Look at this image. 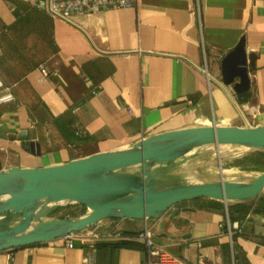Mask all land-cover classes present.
Returning <instances> with one entry per match:
<instances>
[{"label":"crops","instance_id":"0c3cea01","mask_svg":"<svg viewBox=\"0 0 264 264\" xmlns=\"http://www.w3.org/2000/svg\"><path fill=\"white\" fill-rule=\"evenodd\" d=\"M241 40L254 56L245 103L221 78ZM255 107L264 117V0H137L76 27L35 0H0V170L60 165L188 128L245 127ZM245 206L242 215L199 199L174 206V216L104 220L91 227L97 238L2 251L0 264H84L89 253L92 264H145L134 239L144 227L188 264H264V191Z\"/></svg>","mask_w":264,"mask_h":264},{"label":"water","instance_id":"95a60500","mask_svg":"<svg viewBox=\"0 0 264 264\" xmlns=\"http://www.w3.org/2000/svg\"><path fill=\"white\" fill-rule=\"evenodd\" d=\"M253 59L241 40L221 61L222 82L232 87L238 102L251 97L248 67ZM258 119L252 127L154 134L126 148L55 166L0 170V252L56 241L104 220L156 219L168 212L174 216V206L199 199L226 207L255 202L264 191V171L243 181H198L189 162L224 148L236 156L264 153V117ZM19 141L27 152L38 153L26 132ZM66 206H80L84 212L32 230L41 215Z\"/></svg>","mask_w":264,"mask_h":264},{"label":"built area","instance_id":"2783aa9c","mask_svg":"<svg viewBox=\"0 0 264 264\" xmlns=\"http://www.w3.org/2000/svg\"><path fill=\"white\" fill-rule=\"evenodd\" d=\"M137 0H35L36 6L44 10L51 18L59 20L72 27L77 26V20L80 18H88L106 10L129 9L136 5ZM43 77L50 74L49 69L41 65L39 67ZM5 100H10L6 98ZM260 108L255 107V113L248 117L247 126L258 125V114ZM233 231L239 232L238 223L231 225ZM96 228H88L78 233H71L61 239L66 248H73L77 239L87 240L97 238ZM229 231V234L232 233ZM118 237V234L115 235ZM134 239L143 246L146 256L145 264H188L172 254L158 241L156 234L152 228L144 227L141 231L134 235ZM94 260L93 254H86L84 264H92Z\"/></svg>","mask_w":264,"mask_h":264},{"label":"rangeland","instance_id":"374dc122","mask_svg":"<svg viewBox=\"0 0 264 264\" xmlns=\"http://www.w3.org/2000/svg\"><path fill=\"white\" fill-rule=\"evenodd\" d=\"M237 154L238 153L235 152H229L226 148L216 151L209 150L205 155L203 154L192 159L189 165L194 178L198 181H243L264 171V164L255 166L247 159L249 156L256 153H247L243 156H236ZM83 212L84 209L80 206L59 208L50 213L41 215L32 226V230L54 219L77 217Z\"/></svg>","mask_w":264,"mask_h":264},{"label":"trees","instance_id":"16d2710c","mask_svg":"<svg viewBox=\"0 0 264 264\" xmlns=\"http://www.w3.org/2000/svg\"><path fill=\"white\" fill-rule=\"evenodd\" d=\"M247 159L250 161V163L252 165H255V166L264 164V153L252 154ZM245 207H247V206H245V205L237 206L236 209H239L240 211H242V215H243L244 211H245Z\"/></svg>","mask_w":264,"mask_h":264}]
</instances>
